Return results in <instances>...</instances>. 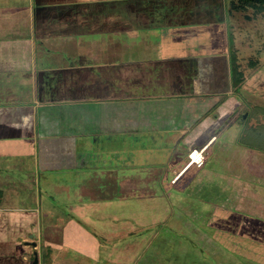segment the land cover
<instances>
[{"label":"rangeland","instance_id":"obj_1","mask_svg":"<svg viewBox=\"0 0 264 264\" xmlns=\"http://www.w3.org/2000/svg\"><path fill=\"white\" fill-rule=\"evenodd\" d=\"M56 1L0 0L2 8L21 9V14L17 15L0 13L3 25L0 43L17 38L36 41L35 94L39 100H44L37 107L38 125L35 131L12 125L0 130V188L4 193L0 201V253L3 257L6 253L11 260L13 258L5 263L27 264L28 261V264H33L30 249L23 248L20 238L14 236L28 235L29 228H36L28 220L35 221L38 214L49 209L59 215L56 217L86 219V225L97 234L101 246L100 257L94 262L66 247L47 250L48 257L61 258V263L54 264H264V11L248 9L247 13L254 15L250 21L246 19V11H234L231 15V61L228 71L217 67L212 56L206 60L200 58L201 45L205 42L200 37L189 40L192 45L187 48L190 56L196 58L173 65L171 60L163 58L156 62L131 64L129 56H133L132 49L129 52L128 47L119 46L105 32L81 34V38L76 34L60 36L54 31L61 29L58 26L68 24L72 27L69 32L77 33L88 24L83 15L97 17L101 23L104 20L102 14L113 11V8L94 5L92 12L83 5L76 13L63 18L72 19L63 20L55 19L60 10L52 7ZM49 2L48 14L38 16V9ZM74 3L78 2L67 5L71 8ZM114 11L120 23L123 17L122 0L116 1ZM80 18L83 20L77 23ZM45 19L48 24L49 21L51 23L48 25L49 48L45 49L47 57L44 55L46 59L43 60L38 49L43 41L40 31ZM17 22L19 27L24 28L21 36L14 28ZM51 24L57 26L54 28ZM114 32L122 42L124 31L118 29ZM79 40L80 45L74 46V42ZM68 43L73 46L61 47ZM89 51L99 57L100 63L106 58L121 62L109 74L99 68L103 74L99 90L89 84L78 69L86 65L83 54ZM28 52L26 50V55ZM136 52L137 48L135 55ZM197 52L200 53L196 55ZM232 59L237 61L245 75L240 85L233 82ZM62 66H69V69L61 70ZM159 66L160 70H157ZM42 68H46L45 74H41ZM206 88L213 91L210 93H219L223 99L204 118L201 116L199 123L207 117V127L201 123L195 132H187L186 141L190 138L191 142L186 144L185 151L189 155L194 149L203 150L192 148V145L200 147L203 142L198 140L204 139L206 133L208 136L215 133L209 144L214 142L208 150H204L206 159L212 158V168L208 173L201 174L200 168L193 166L176 184L171 185L169 179H163V187L160 186L159 191L145 189L146 192H142L135 188L127 190L124 195L107 192L103 197L99 195L91 200L81 192L82 185L79 184L76 192H70L69 198L65 193L46 189L47 185L43 183L46 176L51 178L65 172H70V177H79L82 184L87 177L84 173L87 168H62L61 159L54 152L50 154L51 145L53 148L58 146L56 141L60 136L57 128H41V110L43 114L47 110L56 113L58 104L64 101L94 99L98 94H103L106 99H129V95L153 97L160 93H191ZM64 109H68V103ZM248 126L263 133L256 141L248 139L254 142V147L238 142V133ZM35 136L37 153L29 150L33 145L30 139ZM131 138L118 131L96 130L93 134L78 135L73 139L79 142L80 153L89 154L90 161L99 167L104 164L115 167L129 162L131 165L148 159L149 162L160 156L157 153L145 154L144 144L133 143ZM62 146L59 143V147ZM49 165L53 169H49ZM241 212L257 216L244 219ZM40 241L44 244L43 236ZM25 254L30 259H24ZM46 260L43 259L40 264Z\"/></svg>","mask_w":264,"mask_h":264},{"label":"crops","instance_id":"obj_2","mask_svg":"<svg viewBox=\"0 0 264 264\" xmlns=\"http://www.w3.org/2000/svg\"><path fill=\"white\" fill-rule=\"evenodd\" d=\"M74 1L78 3H74L75 6L71 8L68 7ZM74 1L57 0L56 3H53L52 7L60 8L59 15L55 16V19H63L70 13L74 14L83 5L87 9H91L92 12L94 5L112 7L113 11L104 12L102 16L106 21L103 20L101 23L98 22L97 17L87 18L83 15L88 24L83 25L80 31H76L77 33L69 32L72 27L67 26L68 24L58 26L61 29H54V31L60 36L76 34L80 35L81 38V34L105 32L108 38L116 40L115 43L119 46L128 47L129 52L132 49L133 56H129L131 64L156 62L163 58L171 60L173 65L196 58L194 55L190 56L187 48L192 45V43L189 44V40L200 37L205 41L201 45L203 50L199 55L202 56L200 58L206 60L212 56L217 67H223V69L226 68L229 71L231 61L229 50L231 38L230 17L233 14V11L230 10V0H122L123 17L119 20L120 23L117 22L116 12L114 11L117 0ZM50 3H44L38 9L37 15H47L51 7ZM0 8L1 14L5 12L12 15L21 14V9H5L1 5ZM31 13L33 14L34 11L29 14ZM45 20L40 31L43 41L38 49V54L40 52V57L43 60L46 59L44 58V55L46 56L45 49L49 48L47 45L50 36L48 25L51 23L49 21L48 24V20ZM81 20L83 19L80 18L76 21L79 23ZM18 25L17 22L14 28L18 30L21 36L24 33V28ZM2 26H0V30H2ZM52 26L55 28L57 25ZM118 29L124 31L122 42L121 39L115 36L114 31ZM31 30L34 31L32 28ZM69 40L67 42H70ZM80 41L74 42V46L80 45ZM35 44V40L23 38L1 41L0 43V130L7 127V125L25 126L34 131L37 129V107L42 105L44 100H39L35 94L37 80ZM70 45L72 44L68 43L61 47L67 48ZM135 48H137L136 55ZM26 50H29L27 55ZM199 53L197 52L196 55ZM139 54L141 57H139ZM83 56L86 57L83 61L86 65L78 69L81 75H85L84 78L89 80V84L94 85L97 89L101 86L100 79L103 75L99 72V68L101 67L102 71L109 74L113 67L121 63L113 62V60L107 58L103 63H100L98 61L99 57L90 53V51L83 54ZM200 61L202 62V60ZM160 67L157 70H160ZM68 69L69 66H65L61 70ZM45 71L46 68L40 70L41 74H45ZM210 92L213 91H208V88H206L204 91L197 89V91L191 93H187V91L185 93L173 91L172 94L168 95L160 93L153 97H146L142 94L138 96L129 95V99H106L103 94H98L95 95L97 98L94 99L64 101L63 104H58L56 113L47 110L43 114V110H41V128H57L58 136H60L59 140L56 141L58 146L53 148L51 145L50 154L52 155L54 152V155L61 159L62 168L69 166L87 168L84 172L87 177L83 179L82 184H80L81 179L79 177L75 175V177H70V172H65V174L60 173L51 178L46 176V180L43 182L44 185H47L46 189L50 188L65 193V196L69 198L70 192L73 190L76 192V186L79 184L82 185L81 192H84L91 200L107 192H115L116 194L119 192L124 195L127 190H135V188L137 190L139 188L142 192H146L145 189L149 192H156L163 187V179H169L171 185L176 184L193 166L198 167L196 164L188 166L189 155L185 150L187 149L186 144L191 141H189L190 138L186 141V138L188 137L187 132H195L199 124L202 123L207 127V117L199 123L201 116L204 118L217 103L222 101L223 98L219 93L216 95L217 93ZM66 103H68V109H64ZM96 130L125 133L132 137L130 141L133 143L144 144L143 147H146L145 151H147L145 154L157 153L160 156H156L153 161L148 162L149 159L146 162L140 161L137 163L139 165L135 163L129 165V162L115 167L105 164L99 167L97 163L90 161L89 154L80 153L79 142L76 143L73 139L78 135L93 134ZM205 135V140H198L203 144L200 147L192 145V148L208 150L214 141L211 144L209 143L216 134L208 136V133H206ZM239 135L240 132L238 133V139ZM36 137L30 139L33 142L29 149L31 152L37 151L35 148ZM6 141L12 140L7 139ZM126 141H124V144ZM59 143L63 146L59 147ZM170 144L172 145L171 148H169ZM210 160L212 158L208 157L205 160V165L199 167L201 174L208 173V170L212 168ZM49 169H53L51 165H49ZM49 174L53 175L52 173ZM136 175L138 176L135 178L137 180H133ZM115 186L117 188H114ZM3 195V189L0 188V201ZM56 216L59 215H55L49 209L44 210L43 214L37 215L35 221L28 220V223L32 226L36 225L35 229L31 227L28 235H15L14 237L20 238V242L24 244L23 248L30 249V254L38 253L39 264L41 261L43 262V259H47L44 264L61 263V258L58 259L51 255L48 257L47 253L49 251L47 250L63 249L65 247L68 250L80 253L85 259L92 262L99 259L101 246L97 234L86 225V219L81 220L76 217L64 219ZM88 220L91 221L89 218ZM42 236L44 244L40 241ZM1 254L0 263L13 260L6 253H4L5 257ZM23 257L24 259H30L27 254ZM30 260L33 261V264H38L34 263V256Z\"/></svg>","mask_w":264,"mask_h":264},{"label":"trees","instance_id":"obj_3","mask_svg":"<svg viewBox=\"0 0 264 264\" xmlns=\"http://www.w3.org/2000/svg\"><path fill=\"white\" fill-rule=\"evenodd\" d=\"M230 10L231 11H246V19L248 21L253 19V14L247 13L248 9H253L255 11H259L262 12L264 11V0H230ZM233 61L231 62V66H232V72H233V82L235 83V85H240L243 83L244 79H245V75L244 72H242L239 69V65L237 63V61H235L234 59H232ZM240 135H239V139L238 142L243 144V145H247L250 147H254V142L252 140H248L250 138H254V141H256L257 139H259L261 137V134H263L261 132V130L257 131L254 127L252 126H248L246 128L241 129ZM206 160V159H205ZM206 162V161H205ZM135 163V162H134ZM205 165V163H204ZM243 214V216L246 215V217H251L253 214H246L245 212H241ZM229 230V229H228Z\"/></svg>","mask_w":264,"mask_h":264},{"label":"built area","instance_id":"obj_4","mask_svg":"<svg viewBox=\"0 0 264 264\" xmlns=\"http://www.w3.org/2000/svg\"><path fill=\"white\" fill-rule=\"evenodd\" d=\"M204 150L194 149L189 153V162L188 166L196 164L198 167H202L205 163V154Z\"/></svg>","mask_w":264,"mask_h":264},{"label":"water","instance_id":"obj_5","mask_svg":"<svg viewBox=\"0 0 264 264\" xmlns=\"http://www.w3.org/2000/svg\"><path fill=\"white\" fill-rule=\"evenodd\" d=\"M38 261H39L38 253L35 252V260H34V263H38Z\"/></svg>","mask_w":264,"mask_h":264},{"label":"flooded vegetation","instance_id":"obj_6","mask_svg":"<svg viewBox=\"0 0 264 264\" xmlns=\"http://www.w3.org/2000/svg\"><path fill=\"white\" fill-rule=\"evenodd\" d=\"M254 213H255V212H254ZM256 216H257V215H254V214H253L251 217L249 216L248 218H256ZM243 218L246 219V215L243 216ZM33 256L35 257V254H33Z\"/></svg>","mask_w":264,"mask_h":264}]
</instances>
